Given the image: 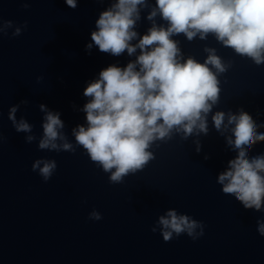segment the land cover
<instances>
[{
  "label": "water",
  "instance_id": "1",
  "mask_svg": "<svg viewBox=\"0 0 264 264\" xmlns=\"http://www.w3.org/2000/svg\"><path fill=\"white\" fill-rule=\"evenodd\" d=\"M0 264H264V14L0 0Z\"/></svg>",
  "mask_w": 264,
  "mask_h": 264
},
{
  "label": "trees",
  "instance_id": "2",
  "mask_svg": "<svg viewBox=\"0 0 264 264\" xmlns=\"http://www.w3.org/2000/svg\"><path fill=\"white\" fill-rule=\"evenodd\" d=\"M264 14V0H247Z\"/></svg>",
  "mask_w": 264,
  "mask_h": 264
}]
</instances>
